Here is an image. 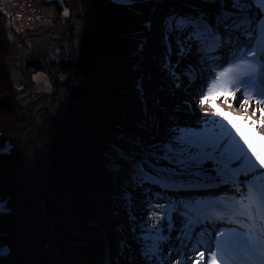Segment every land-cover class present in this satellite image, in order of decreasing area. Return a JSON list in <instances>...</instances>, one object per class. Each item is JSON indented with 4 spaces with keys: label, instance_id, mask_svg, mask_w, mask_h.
<instances>
[{
    "label": "trees",
    "instance_id": "16d2710c",
    "mask_svg": "<svg viewBox=\"0 0 264 264\" xmlns=\"http://www.w3.org/2000/svg\"><path fill=\"white\" fill-rule=\"evenodd\" d=\"M37 1L52 8V21L23 29L11 24L0 0V144L15 146L0 156V198L7 201L0 245L11 250L0 264H99L104 248L91 224L99 220L106 187H118L104 152L118 131L139 132L145 105L134 84L147 72V42L139 70L135 49L146 39L144 22L158 14L163 28L174 9L158 10L160 0L131 7L114 0ZM14 70L22 72L21 84ZM35 72L50 90L37 86Z\"/></svg>",
    "mask_w": 264,
    "mask_h": 264
},
{
    "label": "snow or ice",
    "instance_id": "6c2138e0",
    "mask_svg": "<svg viewBox=\"0 0 264 264\" xmlns=\"http://www.w3.org/2000/svg\"><path fill=\"white\" fill-rule=\"evenodd\" d=\"M137 2L114 0L128 7ZM203 2L215 3L214 17L203 9L172 10L165 15L162 39L166 52L161 67L175 88L185 91L208 74L206 87L201 83L197 91L204 114L196 128L178 123L170 127L169 136L161 143L145 144L139 134L120 130L117 142L107 146L106 167L118 181L112 213L116 223L108 227L105 219H99L91 224L104 248L99 264H264V132L256 131L264 129V0ZM62 15L68 17L69 10L65 8ZM151 27L150 20L144 22L145 29L150 31ZM146 42L137 43L136 70ZM193 49L198 54L197 63L177 71ZM134 87L145 105L144 118L136 121L135 128L147 132L155 120L144 101L142 77ZM236 92L243 96L239 100L243 115L234 116L213 106L216 97H223L225 103L229 97L235 100ZM251 101L260 107L252 108ZM205 106L212 108L211 114ZM250 108L251 115H247ZM175 110L179 112L180 106ZM257 115L258 120L253 118ZM14 147L11 141H4L0 156L11 155ZM161 162L169 166H160ZM221 185L234 194L200 199L152 191V186L179 191ZM137 189L144 194L147 218L136 215ZM153 199L166 203L153 204ZM121 210L127 223L121 220ZM6 211L7 201L0 198V213ZM173 231L177 233L174 238ZM110 236L115 238V258ZM10 251L6 244L0 245V258Z\"/></svg>",
    "mask_w": 264,
    "mask_h": 264
},
{
    "label": "rangeland",
    "instance_id": "374dc122",
    "mask_svg": "<svg viewBox=\"0 0 264 264\" xmlns=\"http://www.w3.org/2000/svg\"><path fill=\"white\" fill-rule=\"evenodd\" d=\"M167 4L179 12H188L193 9L198 11L203 9L209 17H214L217 12L214 2L204 3L203 0H160L158 6L156 7L159 10V8L161 9ZM4 8H6L5 12L9 17L11 24L15 27L23 29L26 27H38L40 25L50 24L52 21V8L42 5L37 0H5ZM85 21L86 19H83V22ZM79 22V20H76L75 26L80 25L81 22ZM74 29L75 31L77 30L76 28ZM162 34L163 28L161 27L160 19H158V14H155L152 19L151 30H148L146 34L147 52L145 54V61L147 65V72L140 76V78H143L144 101L148 104V114L150 117L154 118L155 125L147 132H126L128 135L139 134L145 144L164 142L169 136L168 129L176 126L177 123L180 127L196 128L198 126V124L185 119L186 117H191L192 108L187 112L182 110L183 107H180L179 112L169 111L171 106H175L171 97L174 96V94L176 96L178 93L185 90L184 88L176 89L173 81L161 67L162 58L166 52ZM172 47L174 50L176 49V44L174 42L172 43ZM171 59L175 62L176 56L173 55ZM189 63L195 65L189 60H184L177 71H180V69L184 68ZM38 73L42 75L36 80L37 86L43 90H50V85L42 72H35L33 76ZM11 74L15 83L21 84L23 82L21 78L23 75L20 70L11 71ZM184 83L185 86L188 87L187 81H184ZM192 88H194L193 85L188 87V91L191 92ZM188 104L191 103L187 102L185 107L189 108ZM61 113V110L58 111V114ZM121 146L127 148V145L122 144ZM163 164L169 166L167 163H160V166ZM208 167H211V165H208ZM112 184L116 186L118 182L115 181ZM106 190L109 192H107V194L104 195V198H102V203L104 204L100 208L98 219H105L106 226L111 227L112 224L116 223V220L113 218V204L109 203V199L111 200V194L112 198L114 197L118 191V187H112V185H109L108 188L106 187ZM152 191H160L162 195L174 198H188L185 193L173 192L175 190H161L157 186H152ZM136 193H138V195L141 194V197L143 198L142 207L139 209V213L137 215L138 217L143 216L144 218H147L148 210L144 203V194L140 189H137ZM152 203L163 204L166 203V201L153 199ZM121 220L127 223L126 215L123 210H121ZM177 225L179 226V221H177ZM172 235L175 236L177 233L173 231ZM110 239L112 240L111 254L115 258L117 255L115 238L110 236ZM165 252L167 253V248L165 249Z\"/></svg>",
    "mask_w": 264,
    "mask_h": 264
},
{
    "label": "bare ground",
    "instance_id": "6f19581e",
    "mask_svg": "<svg viewBox=\"0 0 264 264\" xmlns=\"http://www.w3.org/2000/svg\"><path fill=\"white\" fill-rule=\"evenodd\" d=\"M191 61L194 64L197 63L198 60V54L195 52V49H193V52L191 55H189L185 61ZM201 83L204 84V86L206 87L207 83H208V74L205 73L203 76L202 80H198L193 86L194 88H192L191 92L189 91H181L180 93H178L176 96L174 94V96L171 97V100H173L175 106H171V108L169 109V111H176V106L179 105L182 110L185 112L189 111V108L185 107L187 103H185V101L190 102L192 104V111H191V117H186L185 119L190 120L196 124H198V122L201 120L203 114H204V110L201 109V107H199V96L197 95V91L201 86ZM236 99L233 100L231 97H229L228 103L224 102V98L223 97H216L214 99L213 106L216 107L218 110H223L225 112H232L233 115H243V109H240L239 107V100L243 99V96L241 95L240 92H236L235 93ZM251 107L255 108V107H260L258 105L255 104L254 101H251ZM229 104L232 105V107H229ZM148 105V104H147ZM206 110L209 114L212 113V108H207ZM247 115H251V108L249 109V112L247 113ZM254 119H259L258 115L256 117H253ZM187 122V121H186ZM257 132H264V129L261 128H257L256 129ZM241 179H243V177H241ZM176 193H185L186 196L188 198H200V199H211V198H215L224 194H229L232 195L234 194L232 192V190L225 185H221L220 187L217 188H196V189H182L179 191H173ZM137 195V209H136V215L139 213V209L142 207V203H143V198L141 197V194L138 195V193H136ZM161 204V203H160ZM164 204V203H163ZM138 216V215H137ZM127 219V217H126ZM126 223V222H125ZM173 238L176 236L172 235ZM191 255V254H190ZM207 258V254L205 259ZM173 261L176 259V256L173 255L172 257Z\"/></svg>",
    "mask_w": 264,
    "mask_h": 264
},
{
    "label": "built area",
    "instance_id": "2783aa9c",
    "mask_svg": "<svg viewBox=\"0 0 264 264\" xmlns=\"http://www.w3.org/2000/svg\"><path fill=\"white\" fill-rule=\"evenodd\" d=\"M104 203L101 204V206L103 205Z\"/></svg>",
    "mask_w": 264,
    "mask_h": 264
}]
</instances>
